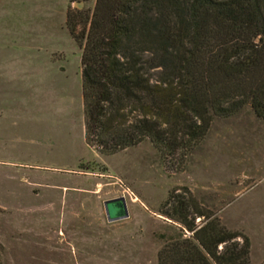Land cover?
<instances>
[{
    "label": "rangeland",
    "instance_id": "obj_1",
    "mask_svg": "<svg viewBox=\"0 0 264 264\" xmlns=\"http://www.w3.org/2000/svg\"><path fill=\"white\" fill-rule=\"evenodd\" d=\"M95 5L0 0V264H159L180 228L161 214L171 193L248 235L264 264V120L250 106L216 117L183 157L149 140L114 155L86 143L68 19L81 32ZM121 196L130 216L110 222L104 202Z\"/></svg>",
    "mask_w": 264,
    "mask_h": 264
},
{
    "label": "trees",
    "instance_id": "obj_2",
    "mask_svg": "<svg viewBox=\"0 0 264 264\" xmlns=\"http://www.w3.org/2000/svg\"><path fill=\"white\" fill-rule=\"evenodd\" d=\"M81 19V32L73 16L68 26L82 49L86 143L100 153L149 140L183 157L216 117L250 106L264 120V0H96ZM164 206L180 228L159 264H252L248 235L191 194Z\"/></svg>",
    "mask_w": 264,
    "mask_h": 264
},
{
    "label": "water",
    "instance_id": "obj_3",
    "mask_svg": "<svg viewBox=\"0 0 264 264\" xmlns=\"http://www.w3.org/2000/svg\"><path fill=\"white\" fill-rule=\"evenodd\" d=\"M104 205L110 222L127 219L130 216L129 204L125 196L107 200Z\"/></svg>",
    "mask_w": 264,
    "mask_h": 264
}]
</instances>
